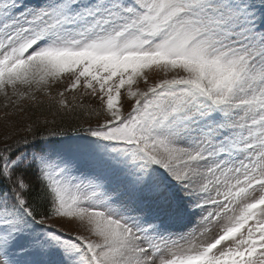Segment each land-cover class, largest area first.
<instances>
[{"label": "rangeland", "instance_id": "1", "mask_svg": "<svg viewBox=\"0 0 264 264\" xmlns=\"http://www.w3.org/2000/svg\"><path fill=\"white\" fill-rule=\"evenodd\" d=\"M55 95L89 131L16 154L54 206L0 264H264V0H0V112Z\"/></svg>", "mask_w": 264, "mask_h": 264}, {"label": "trees", "instance_id": "2", "mask_svg": "<svg viewBox=\"0 0 264 264\" xmlns=\"http://www.w3.org/2000/svg\"><path fill=\"white\" fill-rule=\"evenodd\" d=\"M85 101L84 97L81 107L72 101L68 108L55 95L27 102L19 117H4L0 112V201L10 202L13 209H23L34 222L50 217L54 206L52 192L42 167L32 161H18L16 154L37 152L45 141L88 132L80 128L91 115Z\"/></svg>", "mask_w": 264, "mask_h": 264}, {"label": "bare ground", "instance_id": "3", "mask_svg": "<svg viewBox=\"0 0 264 264\" xmlns=\"http://www.w3.org/2000/svg\"><path fill=\"white\" fill-rule=\"evenodd\" d=\"M258 209V208H257ZM254 211H256L255 209H254ZM261 213V212H260Z\"/></svg>", "mask_w": 264, "mask_h": 264}]
</instances>
